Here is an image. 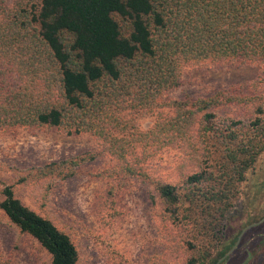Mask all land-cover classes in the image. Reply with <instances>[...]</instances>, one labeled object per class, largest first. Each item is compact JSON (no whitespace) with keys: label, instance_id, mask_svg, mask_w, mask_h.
I'll list each match as a JSON object with an SVG mask.
<instances>
[{"label":"trees","instance_id":"16d2710c","mask_svg":"<svg viewBox=\"0 0 264 264\" xmlns=\"http://www.w3.org/2000/svg\"><path fill=\"white\" fill-rule=\"evenodd\" d=\"M227 66L264 67V0H0V130L91 133L89 159L110 156L111 177L151 184L164 226L150 264H217L235 244L230 215L264 153V76L208 97L171 95L187 71ZM146 115L156 120L142 131ZM166 149L180 156L172 181L150 172ZM66 164L40 171L66 179ZM0 195L52 264H79L66 231L14 187ZM0 264L11 261L0 253Z\"/></svg>","mask_w":264,"mask_h":264},{"label":"rangeland","instance_id":"374dc122","mask_svg":"<svg viewBox=\"0 0 264 264\" xmlns=\"http://www.w3.org/2000/svg\"><path fill=\"white\" fill-rule=\"evenodd\" d=\"M260 75L264 76V67L194 69L183 74L181 87L171 95L208 97ZM155 120V115L139 116L137 124L147 131ZM97 151L91 133L0 130V193L14 187L26 206L66 231L79 250V264H150L163 249L164 220L157 193L149 183L111 177L116 160L110 156L89 159ZM179 158L176 150L160 152L150 163L153 178L172 181ZM73 161L80 164L75 166ZM64 162L60 170H74V176L63 179L40 171ZM243 232L234 251L217 264H264V153L249 171L230 215L228 243L235 242L234 247ZM0 253L11 264H52L41 244L20 232L1 210Z\"/></svg>","mask_w":264,"mask_h":264},{"label":"water","instance_id":"95a60500","mask_svg":"<svg viewBox=\"0 0 264 264\" xmlns=\"http://www.w3.org/2000/svg\"><path fill=\"white\" fill-rule=\"evenodd\" d=\"M256 225H257V224H256ZM245 231H246V230H245ZM245 231H244V232H245ZM244 232L240 235L237 244L233 247V249H232V250H231V251H230L225 257H227L230 253H232V252L234 251V249L237 247L238 243L240 242V240H241L242 235L244 234Z\"/></svg>","mask_w":264,"mask_h":264}]
</instances>
